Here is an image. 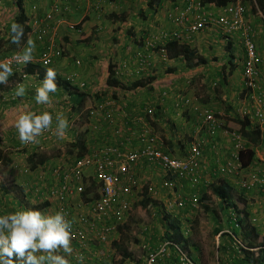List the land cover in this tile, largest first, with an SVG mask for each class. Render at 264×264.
Wrapping results in <instances>:
<instances>
[{
  "label": "crops",
  "instance_id": "0c3cea01",
  "mask_svg": "<svg viewBox=\"0 0 264 264\" xmlns=\"http://www.w3.org/2000/svg\"><path fill=\"white\" fill-rule=\"evenodd\" d=\"M4 0H0L2 2ZM9 2H6L7 7L2 8V4H0V39L3 38V36H6L8 34V30L10 29L11 23L14 21V16L18 12L17 4L14 0H9ZM188 0H159L158 5H155L153 9L148 6L149 0H102V4L92 2L90 0H68L67 2H64L62 4V14H61V21L59 19L53 21V22H47L45 19V14L51 9L52 5L54 4L55 0H23L24 8H25V14L28 17V23L30 25V28L32 30V33L29 34L28 38H32L36 42V51L34 52L33 61L29 64L31 65V68L33 66L34 73L27 74L25 78H21L20 83H24L27 86V93L23 98V101H16L17 98H15L11 104L6 103L5 100H7V97L13 98V92L15 90V87L17 85L14 84L15 77L9 78L8 82L6 84H0V155L3 158H6L7 161H9V164L6 165L4 162H0V208L3 205L4 209L7 212L15 211L19 208H41L42 211L47 212L53 211L55 212V203H49L45 202L43 200L44 197V190H48L51 186H54L56 184L55 178L52 175L51 171H49L51 168L62 163H67L68 161L73 160V158H68L67 156H70L67 150H69V145H71L77 138L82 137L84 140H86V143L89 141L94 142L93 140L87 141V136L89 135L90 138H94V140L98 143L109 141L110 143H119L121 140H123V137H117L113 135L111 132H107L105 127H103L102 133L99 134H83L79 128L76 127V125L72 128V120L74 114L71 112L69 107L68 99V92L63 87H57V92L51 95L52 103L50 105H37L35 103V88L41 83V81L44 79L47 68L42 67V63L38 62V58L40 56L41 51L50 49L51 51L55 48H58L56 45H58V36H63L64 40L72 41L69 44V49L72 51L71 53H74L78 49V53H82L80 60L78 63L70 62L71 57H61V59L56 58L52 66L49 68H53L57 71V79H61L62 81L70 82L74 85V83H80L85 82L86 86L92 85L91 82L95 81V84L93 87H91L89 93L91 97L94 96V93L98 92L101 88H108L111 92H119L122 91L121 88L116 87L115 91L113 88L108 87L105 83L107 80V77L109 75V68L108 66L111 64V68L114 73V78L117 82L120 84L125 83H131V81H126L127 79L136 80L137 78L132 77L129 73L124 72L123 75H117V70L119 68V64L122 62H126L127 64H130L131 68H134L137 64L135 62L136 56L138 60L137 54H142L146 58H148L149 62L146 68H144V73L142 74V78L148 79L151 77L152 81V88L149 89V87L145 88L144 90L151 91V96L155 95L158 96V99L153 100L151 103H149L147 106H144V109L148 110H154L155 114L156 112L159 113L158 117H156V120L162 124V127L165 128V126L169 125L172 121L175 123L176 127L174 128L173 132H170V135H167L168 137L164 135V133H159L155 129V123H153V127L156 131V133L162 138L163 144L165 145L166 149L168 150L172 155H174L177 158H184L186 156V152L190 145L194 146H200L199 148L202 150V156L200 158V167H199V181L195 186H192L190 183H188L186 180H182V182L176 180V177L174 175H171L170 173L165 172L163 169H161L158 165H153L146 163L144 161H139L133 168V174L138 179V183L135 184L130 191L128 195H126V199L129 202L130 209L134 208V205L139 203H143L145 205V202H151L154 197L157 198L159 196V200L157 205H160V208L164 209L165 213L163 215V219L161 220L164 226V229H166V225L164 221L165 218L170 216L172 213L167 212L168 210L172 208L177 209H184L180 210L181 212H184V214L187 216L185 220H183V223H186V227H190L192 229V219L189 218L192 215V213L195 212V209L202 204L204 207V210L208 211V214L211 215V212L214 210H218L219 213H227L228 218L223 220H217L216 224L214 226V232L215 235L213 236V239L216 240V245L218 247V240H222V246L227 247V245H231V234H237V231L239 230L237 228L235 219L232 218V214H234V210L237 211V217H240L243 219V223L248 224V226L251 225L252 230L254 228L255 233H260L257 226L254 225L250 220V215H248V212H258L260 213L261 209L258 208H250L257 204L252 205H243L241 207L242 203L238 200L235 192L234 183L232 182L233 175H227L223 174L220 171V165H223L229 160L232 156L233 152V145L231 141L230 133H232L231 129L227 128L226 130H223L220 128L214 135L205 134L204 131L201 130V113L205 108L214 107L219 104L220 99H216V94H213L211 91H204L202 89L197 90L195 87L193 89L192 94L191 93H184L179 92L177 89L175 91V86L177 84L174 82L180 83L181 76L184 75L183 73L185 70L181 69V64H185L183 58H164L161 52L158 50L157 47L152 48L150 47V43L153 42V40H148L146 43L141 44L139 41H134L132 44L128 43L127 40L121 39L116 40V32L113 28L117 26V24L108 25L107 22H104V24L99 25V29L101 30L100 33L95 34V37L97 38L98 35H102V33L105 31V29L108 27L111 28L112 33L109 31V34L111 39L117 41V44L110 43L104 45L103 43L100 45H96L94 48V52L92 51V46L95 45L93 42L90 47L91 49H86L87 47H84V51L81 50L80 47H77L76 44H74V39L79 38V41H82L83 43H86V39H90V34H92L91 26L94 24V20L99 17L96 12H94L93 7L96 9H99V6L106 9L108 7H111V12H108V14H105L106 19L109 21L113 20L114 22H121L120 25L122 29L118 32H130L132 33L134 30L139 28L135 24L129 22V19L134 16L135 14H144L146 15L147 19L151 22L147 27H150V31L156 30V29H164L168 30L171 26L169 25L166 18V10L167 8H173L172 10L180 11L181 8H183ZM99 4V5H98ZM121 10H119L117 7H120ZM113 6L116 8L113 9ZM205 10H212L214 14H218L214 12L216 9V5L214 4H208L205 5ZM218 7V6H217ZM136 9V12L133 11ZM166 9V10H165ZM253 11L256 12L257 10L259 13L264 14V0H261V2H257L254 0V8L252 7ZM206 10V11H207ZM170 12L171 9L169 10ZM85 16H81V13ZM169 12V13H170ZM209 12V11H207ZM9 14V20L7 19ZM62 15H64L62 17ZM8 20L7 22L3 20ZM58 17V16H57ZM92 17V18H91ZM43 18V20H42ZM66 18H77L80 21V24L75 27L69 26V23L65 21ZM167 20V21H166ZM147 21V22H149ZM247 21L249 22V19L247 18ZM35 22L42 23L40 26L47 29V35H45L43 38H39L38 32V26L34 27ZM101 22V21H100ZM98 20H96V23H100ZM167 22V23H166ZM261 23V22H260ZM91 25V26H90ZM257 26V27H256ZM173 27V26H172ZM177 29L176 27H174ZM253 28L255 29V32L260 34V39H258L256 46L259 48V52H264L262 46H264V27L261 26V24L254 23ZM172 30H175L171 28ZM36 30V31H35ZM80 30L83 35L78 36L76 35V31ZM216 30L213 29H207L204 30L205 32H209V36L213 37V40L219 39L221 35L219 33H216ZM163 31V30H161ZM202 31V32H204ZM91 32V33H90ZM200 32V33H202ZM63 33V34H61ZM200 33L194 35L195 37L198 36ZM225 33V32H224ZM228 37H226L228 40L226 41L225 48H233L238 47V50L240 52H244L243 48L241 47L240 50V32L226 34ZM103 36V35H102ZM108 37V38H109ZM85 40H81L84 39ZM194 38V37H193ZM134 39V37H132ZM190 40H187L186 42L189 43V45L193 48H199L200 46L198 44H191L193 43ZM78 41V40H76ZM92 41V39H91ZM217 41V40H216ZM195 45V47H194ZM212 45L211 42H208L206 47H210ZM99 46L101 47V50L99 49ZM7 49H4L6 51ZM64 50V49H63ZM104 51H107L104 53ZM99 52H101L99 54ZM235 52L230 51V57L231 59H235L238 56L234 54ZM261 54V55H260ZM241 55V54H239ZM262 55L264 53L258 54V61L257 65L259 70L264 72V59H262ZM107 56V58L105 57ZM233 56V57H232ZM230 62V59H229ZM234 62V61H233ZM213 64L215 62L211 60H207V63L203 64V66L196 67L194 70H187L186 74L194 76L203 77L201 75H204L203 78H209L210 75L213 76L218 74V65L221 69L224 68L226 65V61L219 62L218 64H215V67H213ZM186 65V64H185ZM29 68V67H28ZM213 68V69H212ZM120 69V68H119ZM213 70V71H212ZM208 71V72H207ZM193 76V77H194ZM70 78H74L75 81L70 80ZM187 78H190L187 76ZM167 81H172L173 84L169 86L171 89H165L164 86L167 84ZM72 81V82H71ZM102 82V84H100ZM91 84V85H90ZM185 84V83H184ZM243 81L240 83V87L243 88ZM198 86V84H197ZM208 86V85H207ZM183 89V88H182ZM186 90H189L188 87H185ZM138 90V89H137ZM130 91L128 94L125 91V94L127 98L132 97L134 91ZM156 90V91H155ZM210 92V93H209ZM246 93V92H245ZM162 96V102L163 107L161 106L159 100V96ZM243 95V94H242ZM109 97V96H106ZM10 98V99H11ZM90 98V97H89ZM99 98V97H98ZM97 98V99H98ZM240 99V98H239ZM65 100V102H64ZM118 103L122 106V110L119 112L118 116L122 119H119L120 123H123V116L125 113L130 114H141L144 110H140L139 112H136L132 110V106L128 105L127 101L119 100L117 99ZM155 101V102H154ZM211 105H208V103ZM207 104V105H206ZM160 106V108L157 107ZM222 106V105H221ZM34 110V111H40V110H48L52 112L53 116L55 117V114L57 112H62L69 121V127L66 131L65 137L63 139L57 138L55 135L49 136L47 133H43L42 136L38 138V143H35V145H27L22 144L19 140L18 133L16 129L13 126L14 118L21 110ZM211 109V108H209ZM212 110V109H211ZM134 111V112H133ZM68 113V114H67ZM249 118V117H248ZM250 119V118H249ZM172 120V121H171ZM75 121V120H74ZM219 121L222 124V127L226 128L225 121H221V118H219ZM252 125L254 122L250 119ZM227 123V122H226ZM237 123V122H236ZM220 124V125H221ZM238 124V123H237ZM123 125V124H122ZM239 125V124H238ZM255 129L259 128L258 126H255ZM55 128V121L53 123V130ZM88 128V127H87ZM188 132L191 133L189 136ZM235 132V131H234ZM261 142L258 145H252L249 143L248 140L244 138L245 142V149L246 151L248 148H253L254 150V156L253 161L245 168L244 171H249L250 177L253 174H263L262 171H264V130H261ZM187 133V134H186ZM126 134V132H124ZM205 134V135H204ZM172 135V137H171ZM108 137V138H107ZM198 143V144H197ZM38 155L41 154L40 157L36 158V163L32 164L28 161V157L32 155ZM245 155V154H244ZM39 158V160H38ZM39 161V162H38ZM258 168V169H257ZM235 175L234 177H236ZM260 177V175H258ZM249 177V178H250ZM147 181V183H145ZM243 180L239 182V185L241 184ZM214 184L217 185H223L226 188L229 187L232 189L233 197L230 201H232V204H228L230 201H224L222 199H219L216 202V207L211 204L207 205L208 201H211V195L217 198L216 195L212 192V186ZM86 185L88 187V191L90 190V186L97 185L95 182L90 181L86 182ZM41 187L43 189V194L41 195H35L33 192L34 187ZM11 187V188H10ZM253 187L249 190L244 189L245 192H249L252 190ZM12 190V191H10ZM99 192V188L98 191ZM177 192L183 193L182 194V200L184 202V206L180 207L178 205V199L176 197ZM252 193V191H250ZM248 196V193L246 194ZM87 198H92V194L88 193ZM194 196H197L199 198L198 205L195 207L192 205V199ZM263 198V197H262ZM47 203L46 207H42V204ZM229 206V207H228ZM249 206V207H248ZM209 207V211L208 210ZM243 209V210H242ZM156 210V209H155ZM250 210V211H249ZM162 211V212H164ZM251 212V213H252ZM216 213V212H215ZM130 213L128 214L127 218L129 217ZM247 216V217H244ZM179 217V216H178ZM218 217V215H217ZM235 217V216H234ZM126 218V219H127ZM219 218V217H218ZM125 219V221H126ZM153 224L147 225L143 232L141 233V246L154 249L158 246V244L163 240V236H165V232H160L161 229V221L155 218ZM182 225V220L179 217L178 219ZM226 220V221H225ZM208 220L204 221V224H207ZM160 223V224H159ZM184 225V224H183ZM225 225L228 228H225ZM220 227H223L219 229ZM185 228V226H184ZM168 229V228H167ZM229 229V230H227ZM234 230L231 234H224V232H228ZM248 229H246L247 231ZM241 232V231H240ZM239 232L238 237L245 243L246 237L245 235L241 234ZM253 232V231H252ZM248 233V232H247ZM121 234L119 231L116 233L111 234V240H114L113 236L119 237ZM245 237V239H244ZM260 242V237L256 240V243ZM247 244V242H246ZM95 246V245H94ZM96 247V246H95ZM226 251V254H230L231 252H228L227 249H223ZM97 251V250H96ZM117 252V251H116ZM256 253V251H254ZM62 253V252H61ZM241 253V252H240ZM63 254V253H62ZM225 254V255H226ZM237 255L241 257H245L244 253H237ZM122 256V255H121ZM98 264H107L106 261H103L100 259V257L96 260ZM93 260L91 259L92 263ZM121 264H128L127 259L124 262H120ZM201 264V263H200Z\"/></svg>",
  "mask_w": 264,
  "mask_h": 264
},
{
  "label": "built area",
  "instance_id": "2783aa9c",
  "mask_svg": "<svg viewBox=\"0 0 264 264\" xmlns=\"http://www.w3.org/2000/svg\"><path fill=\"white\" fill-rule=\"evenodd\" d=\"M67 1L55 0L51 9L44 16L46 21L53 22L57 19L61 21L62 4ZM245 12L246 8L241 1L219 8L218 14L215 15L205 10L202 0H188L176 14L168 13V18L173 23L179 24L176 26L177 29L161 31L156 38L160 40V43L153 44L152 42L150 47H157L166 58L168 55L165 44L170 40L184 42L207 29H221L226 34L240 32L244 36L246 51L245 66L243 67L244 88L248 93V98L253 101L251 107H247L249 109L245 111V115H248L261 130H264V72L259 70L257 65L258 50L252 39L251 28L245 22ZM41 24L39 22L34 24V26H38L39 38L47 35V29L41 27ZM62 55V50L59 48L52 51L46 49L41 51L38 62L42 63L44 68H49L53 61ZM137 55L139 57L138 60L137 56L135 59L137 65L131 68L129 63L122 62L119 64L120 69L118 68L117 75L127 72L137 78L136 80L142 78L149 59L142 54ZM15 75L26 77L23 65H14L12 76ZM71 80L75 81L74 78ZM126 81L132 83L135 80L127 79ZM78 85L82 89L86 87L85 82H80ZM121 110L122 106L112 96L94 99L86 109L89 133L91 135L102 133L103 127H105L107 132L120 138L123 137V140L119 143H110L109 141L97 143L94 138H90L88 135V139L94 142H90L83 155L77 156L67 163H62V161L49 170L55 178L54 186L44 190L45 192L44 188L39 186L33 188L35 195L42 196L44 192L43 200L55 203V211L63 210L67 214V218L73 221L72 253L69 257L75 264H98L96 260L90 263L92 253L89 251V244L95 243V246L107 244L111 234L116 233L119 226L125 222L130 213V205L125 196L138 183L137 177L133 174V168L139 161L160 166L165 172L174 175L177 183L186 180L195 186L199 181V161L202 156L200 146L188 148L184 158H177L165 150L162 138L156 133L150 121L148 115L150 110L145 108L141 114L125 113L123 123H120L119 119L121 118L118 114ZM220 124L216 112L209 108L202 111L201 130L205 134L214 135L222 128V124ZM45 133L49 136L53 135L51 131ZM230 136L233 145L232 156L219 168L223 174L235 176L245 170L240 158V153L245 149V142L237 131L230 133ZM31 144L35 145V143L27 145ZM88 170H93V173L90 175L87 173ZM90 181L97 183L100 192L98 197L87 202L84 196L86 182ZM256 185L264 186V178L253 174L250 178L243 179L240 187L249 190ZM176 197L178 205L184 206L181 193L177 192ZM198 201L199 198L194 196L192 205L196 207ZM46 213H53V211L47 210ZM186 231L189 233L191 230L188 228ZM232 238L233 245L239 254L247 250V246L240 238L234 235ZM143 250L144 253L138 259H127L128 264H138V260H141L142 264H200L191 256L186 247L174 239H163L156 248L143 247Z\"/></svg>",
  "mask_w": 264,
  "mask_h": 264
},
{
  "label": "rangeland",
  "instance_id": "374dc122",
  "mask_svg": "<svg viewBox=\"0 0 264 264\" xmlns=\"http://www.w3.org/2000/svg\"><path fill=\"white\" fill-rule=\"evenodd\" d=\"M92 2L98 3V0H90ZM135 1V0H134ZM237 1H241L245 8H246V12H245V22L248 26H250L251 31H252V39L253 41L257 43L258 39H260V34L255 32V29L253 28V24L256 23L257 24H261V26L264 27V14L262 16L261 13H259V11L257 10L256 12L253 11L252 7L254 8V0H237ZM6 2H9L8 4H12L10 3L9 0H4L2 2H0V4H2V8H6L7 4ZM99 3L102 4V0H99ZM99 5V4H98ZM116 8L115 6H113V9ZM119 10H121V5L120 7H117ZM205 8V7H204ZM168 10H166V18L167 22H169L167 26H171L170 28H168V31L172 30L171 28L175 29L174 27L179 26L178 23H173L172 20H170L168 18V13L170 12L169 10L171 9V11H173L172 13L176 14V10H172L173 8H167ZM94 12H96L98 14L99 17H97L94 20V24H92L91 29H92V34H90V39H81V40H87L86 43H83L82 41H79V38L74 39V44H76L77 47H80L81 50L84 49V47H87L86 49L90 50L91 47L90 45L94 42L95 45L92 46V51L94 52V48L95 46L98 44L100 45V43L106 45L108 44H112L115 43L117 44V41L111 39L109 31L112 32L111 28L108 27V29L106 28L105 31L102 33V35H98L97 38L95 37V34H98L101 32V30L99 29V25L104 24V22H107L106 24L108 25H113V24H117V26L114 29V31L116 32V40H121V39H125L128 41V43L132 44L134 41H139L141 44H144V42L146 43L148 40H153V44H158L160 43V40H157L156 38L158 37V35L160 34L161 30L164 29H156V30H152L150 31V27H147V25H149L151 22L149 21V19H147L146 15L144 14V12H142V14H135L134 16H132L129 19V22L135 24L136 26H138L139 28H137L136 30H134L132 33L130 32H121L118 33L122 27L120 25L121 22L117 23L114 22L113 20L109 21L106 19L105 14H108V12H111V7H108L106 9L102 8L101 6H99V9H96L95 7H93ZM207 10V9H206ZM133 11L136 12V9H134ZM207 11H212V10H207ZM216 13V11H214ZM64 15H62L63 17ZM81 16H85L83 14V12L81 13ZM4 18V16H3ZM92 18V17H91ZM247 18L249 19V22L247 21ZM7 19L9 20V14ZM5 20V18L3 19ZM8 20H5L6 22ZM96 20H98L100 23H96ZM65 21L67 23H69L70 28L74 25L78 26L80 24L79 19L77 18H66ZM149 21V22H147ZM166 22V23H167ZM261 22V23H260ZM148 23V24H147ZM147 24V25H146ZM173 26V27H172ZM257 27V26H256ZM177 28V27H176ZM215 30V29H214ZM90 32V33H91ZM112 32V33H115ZM1 33V31H0ZM209 33V32H208ZM207 32H202L200 33L198 36H193L191 39V41L193 43L191 44H198L200 47L196 48L198 53H199V57H205L207 60H211L213 62H215V64H218L219 62H224L226 61V65L224 66L223 69H221L218 65L217 69H218V74L214 75L215 77L212 78L213 76L210 75L209 78H203L204 75H201L203 77H199V76H194L192 75V77L190 75L186 74L187 70H194L196 67H188L185 64H181V69H184L185 71L183 73H185L184 75L181 76V81L180 83L178 82H174V84L176 83L177 86H175V91L178 89L179 92H183V94L185 93H191L193 92L194 87L197 90H204V91H211L213 94H216L217 97H215L216 99H220L221 101L218 102L219 104H217V106L214 107H209L211 108L214 112L217 113L218 117L221 118V121H225L226 124V128L222 127L223 130H226L227 128L231 129V132H236L240 133V126L236 123L237 121L235 120L237 117L240 119H243L245 117H248V115H245V111H247L253 101L248 98V93L244 88V84H243V88L240 87V83L244 80L243 78V67L245 66V60H246V51H245V43H244V36L240 35V50L241 47L243 48L244 52H240L238 50V47H233V48H225V46H227L228 44L226 43V41L228 40L226 37H228L226 35V33H224L223 30L221 29H217L216 33H219L221 35V37L219 39H215L213 40L212 36H209ZM63 34V33H61ZM76 35L78 36H82L83 33L80 30L76 31ZM232 34H230L229 36H231ZM109 37V38H108ZM132 37H134V39H132ZM92 39V41H91ZM58 40H60L58 42V45H56L59 49H64V53H63V57H71V61L75 63V61L78 59L80 60L81 58H83L81 56L82 53L77 54L78 49L76 52L71 53L72 51L68 48L69 44L72 41L69 40H64V37L58 36ZM78 40V41H76ZM217 40V41H216ZM208 42H211L212 45H210V47H206V45L208 44ZM227 44V45H225ZM195 47V45H194ZM263 50H264V46H262ZM99 49L101 50V47L99 46ZM257 50H258V54L259 53H264L259 52V48L257 46ZM84 51V50H83ZM230 51L235 52L234 54H236V56H238L237 58H233L231 59L230 57ZM107 51H104V53H106ZM101 52H99L100 54ZM241 54V55H239ZM261 55V54H260ZM107 58V56H105ZM61 59V58H59ZM230 59V62H229ZM262 59H264V55H262ZM82 60V59H81ZM234 61V62H233ZM112 64V63H110ZM215 64H213V67H215ZM203 66V65H202ZM213 69V68H212ZM213 71V70H212ZM208 72V71H207ZM187 76H189L190 78H187ZM194 76V77H193ZM71 80V78H70ZM18 80H16L14 82V84H16ZM92 85L91 87H93V85L95 84L94 82H91ZM106 83V81H105ZM166 85L164 86L165 89H171L169 86H171L173 84L172 81H167L166 80ZM185 83V84H184ZM244 83V81H243ZM100 84H102V82H100ZM198 84V86H197ZM76 85V83H75ZM208 85V86H207ZM131 86V83H123L120 84V87L122 89V91L119 92H111L109 91V89L107 88H101L98 89L99 91L96 92L100 95V97H106V96H112L113 98L119 99V100H124L128 102V105L132 106V110L139 112L140 110H144V106H147L149 103H151L153 100L158 99V96H151L152 94H150L151 91H147L144 90L146 87L142 88V89H138L137 91H134L133 96L132 97H128L125 94V91L128 89V87ZM81 91L84 92H90L91 87L90 86H86L84 89L80 88L79 86H77ZM185 87H188L189 90H186ZM183 88V89H182ZM156 91V90H155ZM246 92V93H245ZM96 93H94V96L87 99V102L84 106V108L80 111V113L75 114V116H73V118H71L72 120V128L73 125L77 128H79V130H81V132H86L89 133L88 130V126H87V114H86V109L87 107L91 104V102L94 99H97L98 97L96 96ZM129 93V92H126ZM210 93V92H209ZM243 94V95H242ZM35 96V95H34ZM11 97H7L6 103L11 104L12 103V99H10ZM17 98L16 101L20 102L23 101V98L20 97H15ZM159 100L161 106L163 107V100H162V96H159ZM240 98V99H239ZM155 102V101H154ZM208 105L209 102H207ZM207 105V104H206ZM222 105V106H221ZM158 106V105H157ZM249 106V108L247 109V107ZM133 111V112H134ZM68 114V113H67ZM150 121L153 125V123L155 122V111L151 110L150 113H148ZM75 120V121H74ZM172 121V120H171ZM253 121V120H252ZM227 122V123H226ZM255 124V122H254ZM253 124V125H254ZM255 126H257V123L255 124ZM176 127L175 123L172 121L171 123H169V125L165 126V128L162 127V124H160L157 121V126L155 127V129L159 132V133H164V135L166 136V138L168 137L167 135H170V132H173L174 128ZM187 134V133H186ZM189 136L191 135L190 132H188ZM205 135V134H204ZM172 137V135H171ZM244 140V138H243ZM198 144V143H197ZM200 145V144H198ZM192 147V145L189 146V148ZM264 153V151H263ZM1 166V164H0ZM258 169V168H257ZM263 174L259 173L256 175H260V177L264 178V171H262ZM87 173H89L90 175L93 173V170H88ZM249 171H243L241 172L239 175H237L236 177L233 176L232 178V182L234 183V187H235V192L234 194H236L238 200L242 203L241 207H243V205H252L253 204H257L253 207L250 208H258L261 209L260 213L256 212H248L247 214L250 215V221L257 226L258 230L260 233H258L259 237H260V242L256 243L255 239V244L257 245V248L255 250H259L260 246H264V186L261 185H256L255 187H253L252 193L249 192H245L244 189H242L239 185V182L243 179L249 178L250 176ZM11 188V187H10ZM94 189H98V187H92V191H94ZM12 191V190H10ZM248 193V196L246 195ZM183 194V193H182ZM181 194V195H182ZM263 197V198H262ZM159 196L154 197L152 199L151 202H145L146 204L144 205L143 203L139 204H135L134 208L130 209V215L129 217L126 219L125 221V227L122 230V233L120 232V234L122 235V237H115L113 236V238L115 240H121L122 244L124 247L128 248V250L130 252H132V255L134 256L135 259H138V257L144 253L143 247L141 246L140 240H141V233L143 232L144 228L149 225V224H153L154 219H159L160 221L163 219V215L165 213L164 209L160 208V205H157L156 202H158ZM211 201L207 202V205H210V202H212L211 204H213L214 207H216V202L219 200L218 198L214 197L213 195H211ZM249 207V206H248ZM4 207L3 205L0 208V212H7L6 210H3ZM156 209V210H155ZM187 208H182V209H177V208H172L170 210H168L167 212L170 211V213H172L168 218L167 221L165 222V227L166 229L169 228V222L172 221L174 222L175 220L171 219V218H177L179 219V217L182 220V223L184 222L183 220L186 219V215L184 214V212H181L180 210H185ZM209 210V207H208ZM243 210V209H242ZM164 211V212H162ZM211 211V210H209ZM250 211V210H249ZM216 212V213H215ZM219 211L216 209L214 211L211 212V215L208 214V211L204 210V207L202 204H200L196 209L195 212L192 213V215L190 216L189 214V218H191L193 221V225H192V231L189 232V243L190 245H192V252L194 253V256H196V260L201 263V264H243L241 262V260L245 257H241V259L237 258V253L239 252L237 249H235L233 247V245H227L226 249L228 252H231L230 254H226V251H220L219 247H217V243L216 240L213 239V236L215 235L214 232V226L216 224L217 220H223V219H227L229 215H227V213H219L217 214ZM237 211L234 210V214H232L231 216H238L237 215ZM155 215V216H154ZM218 215V217H217ZM179 216V217H178ZM207 221V224H204V221ZM226 221V220H225ZM163 222L161 221V229L160 232H165L166 229H164V226L162 224ZM176 223V222H175ZM160 224V223H159ZM181 224V223H180ZM183 227L185 226L186 228V223H183ZM251 227V225H250ZM187 228H190L187 226ZM223 227H220L219 229H221ZM225 228H228L225 225ZM182 229V228H181ZM229 230V229H227ZM231 231V229H230ZM230 231H228L227 233H231ZM234 231V230H233ZM112 239V238H110ZM95 244V243H94ZM218 244L222 246V240L219 239L218 240ZM105 246V245H104ZM104 246H97L95 251V254H91L90 258L92 260H97L98 257H100V259H102L103 261H106L107 264H121L120 260H121V254L114 249V247H109L106 244L105 248L103 249ZM223 247V246H222ZM225 248V246H224ZM92 249L90 250V253L92 252ZM89 253V254H90ZM244 253V252H243ZM62 254V253H61ZM226 254V255H225ZM236 256V257H235ZM70 261V264H73L72 259L68 256L67 257ZM141 259V258H139ZM138 264H142L141 260H138Z\"/></svg>",
  "mask_w": 264,
  "mask_h": 264
},
{
  "label": "clouds",
  "instance_id": "9594fccd",
  "mask_svg": "<svg viewBox=\"0 0 264 264\" xmlns=\"http://www.w3.org/2000/svg\"><path fill=\"white\" fill-rule=\"evenodd\" d=\"M31 33L32 30L29 34ZM9 36L10 42L17 45L19 51L14 52L10 57L0 59V84L8 82L9 77L14 73V65L24 66L32 62L37 47L35 40L28 37L26 43L22 44L24 26L19 23H11ZM20 77L22 78V76ZM56 77L57 71L53 68H47L44 79L35 88V103L37 105H50L52 103L50 94L57 92ZM16 80L18 81L13 92L14 99L15 97H24L27 93V86L20 83L18 78ZM74 86L79 85L76 83ZM13 98L11 99L14 100ZM54 121L55 128L53 130ZM13 126L18 133L20 142L29 144L38 143V138L46 131H51L57 138L63 139L69 127V121L62 112H57L54 117L52 112L48 110L24 109L15 116ZM82 133L86 134V132ZM90 142L86 143L85 140V151ZM67 157L75 158L77 156L70 155ZM96 186L99 188L98 185ZM87 188L86 185L85 201L89 202L98 197L100 188L99 192H97L98 189L88 191ZM88 193H91L93 197L87 198ZM232 218L236 221L237 216ZM181 228L183 237L174 240L186 247L191 256L195 258L196 256L192 252L193 246L189 243V233L186 231L188 228H184L183 223ZM189 229L191 230V228ZM166 230L173 233V229L170 227ZM72 231L73 221L67 218V214L63 210L46 213L39 208H19L11 212H0V264H70L67 257L72 253ZM232 232L234 231L232 230ZM231 233L224 232V234ZM232 234L238 237L237 234ZM233 235H231V245L234 244Z\"/></svg>",
  "mask_w": 264,
  "mask_h": 264
},
{
  "label": "trees",
  "instance_id": "16d2710c",
  "mask_svg": "<svg viewBox=\"0 0 264 264\" xmlns=\"http://www.w3.org/2000/svg\"><path fill=\"white\" fill-rule=\"evenodd\" d=\"M17 4V9L18 12L16 13V15L14 16V21L16 23H19L21 25L24 26V37L22 38V44L26 43L28 34L31 31L30 25L28 23V17L25 14V8H24V3L23 0H14ZM159 0H149L148 2V6L151 7V9H153V7L155 5H158ZM237 0H202V5H208V4H214L216 5V9L215 11L219 12V8L224 7L230 3L236 2ZM258 3L261 2V0H256ZM218 6V7H217ZM213 13V12H212ZM214 14V13H213ZM216 15V14H215ZM9 32L10 29L8 30V34L6 36H3V38L0 39V59H3L5 57L11 56L14 52L18 51V47L17 45H13L10 42V36H9ZM4 49H7L6 51H4ZM165 49L167 51V55L169 58H183L184 61L186 62L185 64L190 68V67H199L202 66L203 64L207 63V59L205 57H199V53L197 51L196 48H193L189 45V43H187L186 41L184 42H180L178 40H170L165 44ZM62 50V49H61ZM62 53H64V50H62ZM233 57V56H232ZM30 63V62H29ZM24 65L23 66V71L27 74L30 73H34V68L30 64ZM42 66V65H41ZM29 67V68H28ZM43 67V66H42ZM109 68V75L107 77L106 80V85L108 87H111L114 89L118 87H120V83L116 81V79L114 78V73L113 70L111 68V64L108 66ZM18 78L21 79L20 75H15V76H10L9 78ZM151 77L148 79H144V78H139L138 80H135L131 83V86L128 87L127 92H130L132 90H137V89H142L144 87H149V89L152 88L151 84L152 81ZM57 87H63L67 92H68V99L67 101L69 102V107L71 112L74 114L80 113V111L84 108L87 99L89 98V93L84 92L79 90V88L77 86H74L73 84H71L70 82H66V81H62L61 79H57ZM115 93V92H114ZM128 94V93H127ZM97 97H100V95L98 93H96ZM65 102V100H64ZM158 108H160V106H157ZM159 113L156 112L155 114V126H157V120L156 117H158ZM237 121V123L240 126V134L249 141V143H251L252 145H258L261 142V129L257 128L255 129L254 125H252L250 119L248 117H245L243 119L240 118H236L235 119ZM85 152V140L80 137L77 138L75 142H73L68 150V153L72 156H81L83 155V153ZM245 154V155H244ZM41 154L38 155H32L30 157H28V161L31 163V165L34 163H36V158L40 157ZM253 156H254V150L253 148H248L246 151H242L240 153V158L242 161V166L244 168H247L248 166H250V164L253 161ZM39 160V158H38ZM0 162H4L6 165L9 164V161L6 160V158H3L0 155ZM39 162V161H38ZM90 190L92 189V187H97L96 185L94 186H90ZM88 189V188H87ZM212 192L214 193V195L217 196L218 199H222L224 201H230L233 197V193H232V189L229 187H225L223 185H217L214 184L212 186ZM146 204V203H145ZM228 204H232V201L228 202ZM47 203L42 204V207H46ZM229 207V206H228ZM40 210H42L39 207ZM169 217V216H168ZM244 217H247L244 215ZM173 220H175L174 222L170 221L169 223V227L170 229H173V233H170V231L166 230V234L165 236H163V239H167V240H172V239H181L183 237V232L181 229V224L180 221L176 218H171ZM243 219H241L240 217L236 218V225L237 228L239 229L237 231V234H239V232L243 235H245L246 237V246H247V250L245 251V258H243L241 260V262L243 264H264V246H260L259 250H255L257 248V245L255 244V239H257L259 237L258 233H255L256 230H252V227L248 226V224L243 223L242 221ZM176 222V223H175ZM125 222L119 226L118 231L122 233L123 228L125 227ZM246 229H248L246 231ZM253 231V232H252ZM248 232V233H247ZM257 232V231H256ZM122 237V235L120 236ZM244 237V239H245ZM187 242V240H186ZM106 246V244H104ZM103 245V246H104ZM108 248L109 247H114V249L116 251H118L122 257L120 262H124L126 259H133V255L132 252H130L128 250V248L124 247L121 240H111L107 243ZM105 246L103 247V249L105 248ZM93 250L91 253L95 254L96 252V247L94 246V244L90 243L89 244V251L92 249ZM219 249L220 251H225L223 250L224 247H222L221 245H219ZM226 249V247H225ZM256 251V253L254 252ZM236 257V256H235ZM237 258L241 259V256H237ZM15 259V258H14ZM91 260V259H90ZM73 264H75L73 262ZM236 264V261H235Z\"/></svg>",
  "mask_w": 264,
  "mask_h": 264
}]
</instances>
